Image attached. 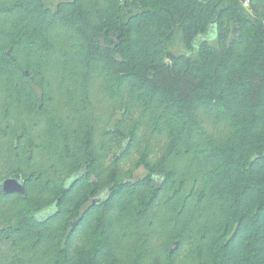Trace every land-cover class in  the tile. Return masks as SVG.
Returning a JSON list of instances; mask_svg holds the SVG:
<instances>
[{
    "label": "trees",
    "instance_id": "1",
    "mask_svg": "<svg viewBox=\"0 0 264 264\" xmlns=\"http://www.w3.org/2000/svg\"><path fill=\"white\" fill-rule=\"evenodd\" d=\"M52 1L0 0V264H264V0Z\"/></svg>",
    "mask_w": 264,
    "mask_h": 264
},
{
    "label": "rangeland",
    "instance_id": "2",
    "mask_svg": "<svg viewBox=\"0 0 264 264\" xmlns=\"http://www.w3.org/2000/svg\"><path fill=\"white\" fill-rule=\"evenodd\" d=\"M57 0H53L52 2H55ZM243 5V8L247 11L250 12V3L248 1H244L242 3ZM51 7H54L52 4H51ZM172 51L176 54H180V53H183L184 52V48L183 46L180 44L179 40L176 39L175 42L173 43L172 47H171ZM132 167V163H127L126 165H123V172H126L128 171L129 169H131ZM4 174H2V169L0 168V177L3 176ZM146 175V172L143 168H138L137 170L134 171L133 173V177L135 179H142L144 176ZM133 194H129L127 195L128 197H132Z\"/></svg>",
    "mask_w": 264,
    "mask_h": 264
},
{
    "label": "water",
    "instance_id": "3",
    "mask_svg": "<svg viewBox=\"0 0 264 264\" xmlns=\"http://www.w3.org/2000/svg\"><path fill=\"white\" fill-rule=\"evenodd\" d=\"M81 174L82 173L80 172L79 177L81 176ZM0 189L3 195H9L14 193H18L20 195L25 194L24 187L21 183H19L17 178H7L1 183Z\"/></svg>",
    "mask_w": 264,
    "mask_h": 264
},
{
    "label": "flooded vegetation",
    "instance_id": "4",
    "mask_svg": "<svg viewBox=\"0 0 264 264\" xmlns=\"http://www.w3.org/2000/svg\"><path fill=\"white\" fill-rule=\"evenodd\" d=\"M79 175H80V173H76V174H74V175H71L70 176V183H72V182H75L78 178H79ZM17 178V180L19 181V183H21L22 185H23V187H24V192H25V176H23V175H20V174H11V175H9V176H7V177H3L2 179H0V187H1V183L4 181V180H6L7 178ZM1 190V189H0ZM14 194H18V193H14ZM18 195H20V194H18ZM103 196H104V194H102V195H98L96 198H95V201L93 200L92 202H99L100 201V199H102L103 198Z\"/></svg>",
    "mask_w": 264,
    "mask_h": 264
}]
</instances>
